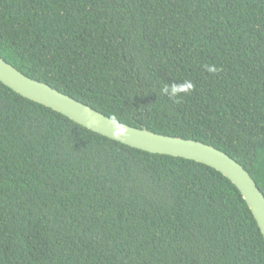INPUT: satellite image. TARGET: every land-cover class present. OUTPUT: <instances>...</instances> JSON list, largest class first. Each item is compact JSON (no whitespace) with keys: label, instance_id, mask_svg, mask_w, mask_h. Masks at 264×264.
<instances>
[{"label":"trees","instance_id":"16d2710c","mask_svg":"<svg viewBox=\"0 0 264 264\" xmlns=\"http://www.w3.org/2000/svg\"><path fill=\"white\" fill-rule=\"evenodd\" d=\"M0 57L118 123L223 152L264 196V0H0ZM0 264H264V238L214 169L0 83Z\"/></svg>","mask_w":264,"mask_h":264},{"label":"water","instance_id":"95a60500","mask_svg":"<svg viewBox=\"0 0 264 264\" xmlns=\"http://www.w3.org/2000/svg\"><path fill=\"white\" fill-rule=\"evenodd\" d=\"M0 83L21 97L59 113L77 125L133 149L206 165L228 179L239 191L264 238V196L241 165L221 151L200 142L137 129L111 119L90 107L34 81L0 57Z\"/></svg>","mask_w":264,"mask_h":264},{"label":"clouds","instance_id":"9594fccd","mask_svg":"<svg viewBox=\"0 0 264 264\" xmlns=\"http://www.w3.org/2000/svg\"><path fill=\"white\" fill-rule=\"evenodd\" d=\"M208 70L211 71V72H215L216 71L215 67H211ZM192 88H193V85L191 84V82H185V84L183 85V89L185 91H191ZM178 90H179L178 86H173L172 88L165 87L162 91H163L164 94L169 95L170 97H174V96L177 95ZM111 123L113 125H115L117 123L115 116H113L111 118Z\"/></svg>","mask_w":264,"mask_h":264}]
</instances>
